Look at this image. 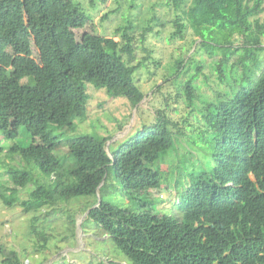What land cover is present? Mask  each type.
<instances>
[{"label":"trees","instance_id":"1","mask_svg":"<svg viewBox=\"0 0 264 264\" xmlns=\"http://www.w3.org/2000/svg\"><path fill=\"white\" fill-rule=\"evenodd\" d=\"M166 1L174 15L170 39L184 40L193 30L194 53L203 50L215 60L221 82L233 76L234 66L241 68L238 89L205 102L204 126L194 124L192 114L172 117L165 96V107L155 108L149 125L108 151L111 135L74 134L77 120L87 116L86 83L139 107L147 93L136 74L154 47L145 45L147 55L136 62V42H146L159 19L139 33L131 22L119 26L117 40L96 33L93 13L76 0H0V178L10 182L0 179V199L28 212L93 198L87 218L129 264H264V68L258 60L264 0ZM184 58L177 74L192 62ZM196 77L182 85L188 104L199 97ZM161 88L157 84L156 93ZM199 132L203 139L197 142ZM111 173L115 189L148 208L134 211L105 200ZM164 183L178 192L180 217L152 210L150 192ZM31 184L29 197L21 199L20 190ZM32 230L45 248L47 234L35 222ZM0 253L3 264H23L14 249L0 245Z\"/></svg>","mask_w":264,"mask_h":264},{"label":"rangeland","instance_id":"2","mask_svg":"<svg viewBox=\"0 0 264 264\" xmlns=\"http://www.w3.org/2000/svg\"><path fill=\"white\" fill-rule=\"evenodd\" d=\"M76 1L85 12L93 13L94 22L97 25L96 33L109 37L115 36L117 40L120 35L116 33V30L121 25L131 22L135 26V31L139 33L148 25H154L155 28L157 19H159V24L156 31L147 35L146 42L142 43L138 40L136 42L138 46L136 62L147 55L143 50L145 45L154 47V53L136 74L142 89L147 93L140 106L134 108L128 99L122 96L112 97L104 88H98L93 83L87 82L86 88L89 94L87 116L83 121L77 120L75 135L83 133L111 135L112 139L108 142V149L111 146L113 150L127 136H134L144 124L149 125L154 120L155 108L165 107V96L170 97L168 113L172 117L180 118L192 114L196 116L193 117L192 122L204 126L202 114L205 102L215 99L218 94L230 93L231 90L238 89L241 68L234 66L232 70L234 62L232 60L228 71L232 70L233 76L228 77L226 82H221L215 70V60L203 50L194 53L196 46L192 42L198 37L193 30L189 29L185 33L184 40L170 39L172 30L168 22L174 15L166 0ZM106 13L109 14L108 18L101 22L102 16ZM263 21L264 12L261 14V22ZM164 22L167 23L166 26H163ZM82 32L83 30H78V36H81ZM183 57L185 61L190 58L192 62H185L184 67L188 68H185L183 73L177 74L178 61ZM220 57L221 55L216 59ZM261 59H258L259 66L263 63L264 68V52L261 53ZM154 61H160L159 65L157 66ZM257 64L258 62L253 67ZM195 74L197 77L194 85L199 89V97L193 104H188L182 92L184 90L182 85ZM157 84L162 87L161 93H156ZM176 92L180 94L177 95ZM175 108L178 110L175 111ZM13 114L14 111L11 113V127L15 125ZM200 138L203 139L201 132L195 139L200 142ZM66 152L67 148L62 149L60 153L65 154ZM16 162L12 163L18 164ZM30 170L35 178L43 179V174L35 165L30 166ZM1 178L2 181L10 183L7 176H1ZM116 184L114 173H111L108 175L107 186L103 193L105 200L134 211L148 208L147 205L142 206L144 204L140 199H132L122 194L118 188L115 189ZM33 188L34 184H31L21 189L19 193L21 199H27L29 191ZM177 193L176 188L172 186L170 188L167 183H164L160 190H152L149 198L153 203V212L157 215L172 214L180 217L181 211L176 206ZM83 198L85 199L74 200L69 204L60 202L56 205L42 207L39 211L30 210L28 212L20 203L9 207L0 199V245L8 250L18 251L23 264H98L100 262L110 264L112 261L129 264L127 257L116 247L108 234L92 219L87 218L86 208L94 202L93 198ZM47 213H50L49 216ZM35 217H37L36 220ZM34 222L38 230L44 231L48 236L45 248L40 247L42 241L32 230ZM3 259L0 253V264H3Z\"/></svg>","mask_w":264,"mask_h":264},{"label":"water","instance_id":"3","mask_svg":"<svg viewBox=\"0 0 264 264\" xmlns=\"http://www.w3.org/2000/svg\"><path fill=\"white\" fill-rule=\"evenodd\" d=\"M107 150L109 151V149H108V148H107ZM100 186H101V185H100ZM100 186H99V188H98V190H97V194H98L99 202H100V200H101V197H100V192H99Z\"/></svg>","mask_w":264,"mask_h":264}]
</instances>
